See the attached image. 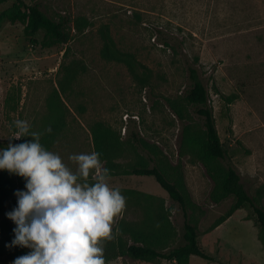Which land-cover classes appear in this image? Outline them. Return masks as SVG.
<instances>
[{
    "label": "rangeland",
    "instance_id": "rangeland-1",
    "mask_svg": "<svg viewBox=\"0 0 264 264\" xmlns=\"http://www.w3.org/2000/svg\"><path fill=\"white\" fill-rule=\"evenodd\" d=\"M0 1V148L13 138L16 119L28 121L31 131L42 134L57 113L59 98L66 107L64 127L48 150L69 167L75 169L70 155L94 151L92 127L97 122L110 126L124 141L136 135L148 145L136 146L129 158L147 159L154 151L167 164H179L195 204L188 216L197 227L198 245L213 258L190 256L184 264H264L251 207L236 210L210 230L233 197L211 200L213 181L183 144L185 126L201 127L184 99L192 65L208 90L220 141L241 183L264 209V0H22L38 4L53 19L68 20L69 41L48 48L39 44L41 32L33 42L22 22L9 21L10 15L24 10L18 0ZM104 31L117 48L132 54L140 81L132 78L126 64L103 57ZM23 139L31 137L18 140ZM109 183L161 199L171 230L165 239L160 237L159 250L169 251L182 242L183 212L152 179L110 175ZM139 205L125 207L113 228L122 218L149 221L152 205ZM2 218L0 264H13L18 254L6 246ZM125 241L130 242L127 237ZM106 264L177 263L124 255Z\"/></svg>",
    "mask_w": 264,
    "mask_h": 264
},
{
    "label": "trees",
    "instance_id": "trees-1",
    "mask_svg": "<svg viewBox=\"0 0 264 264\" xmlns=\"http://www.w3.org/2000/svg\"><path fill=\"white\" fill-rule=\"evenodd\" d=\"M18 2L24 10L19 11L18 14L10 15L8 19L11 22L17 20L22 22L25 35L33 42H37L33 37L40 32L42 33V39L39 41L41 47L48 48L69 41L70 35L67 30L68 20L66 18L60 17L56 20L45 14L38 4H25L22 0H18ZM103 37L105 39L102 47L103 57L110 61L126 64L132 78L140 81L141 76L137 72L132 54L117 48L106 31L103 32ZM196 60L198 59L196 58ZM187 70L189 86L185 90L184 99L200 119L201 127L190 129L189 126H185L183 144L191 155L196 156L204 164L208 176L213 181L211 200L218 203L229 196L233 197V203L229 210L211 225L210 230L224 222L236 210L249 206L256 215L260 228V240L264 246V209L258 204L257 198L251 196L241 183L240 174L230 161L220 141L212 108L209 105L208 90L200 79L197 68L189 65ZM55 109L57 113L48 126L52 129L51 133L44 131L40 138L42 145L47 149L50 148L51 143L64 127L66 107L59 98L58 100L56 98ZM173 110L179 118H182V113L179 110L175 108ZM92 131L94 151L100 153L103 166L110 170V175H129L152 179L172 201L180 206L183 212L182 242L169 251L159 250L157 247L163 248L160 237L165 239L171 230L163 216V202L155 195L136 189L119 188L126 198L127 208L143 205L144 201L150 203L153 210L149 221L127 220L126 218L119 220L116 227L113 228L114 238L104 242L105 261L124 255L138 261L149 262L165 259L176 261L177 264L186 263L190 256L213 260L198 245L197 227L188 216V211L195 207V204L186 190L179 164L175 166L167 164L154 151H150L147 159L141 155L129 158L128 153L131 155L137 152L136 146H148L140 137L135 135L131 137V140L124 141L119 133L101 122H97L92 127ZM24 141V139L16 141L11 138L1 143V148H6L9 143L19 144ZM150 163L151 166H149ZM25 183L23 177L6 170L0 171V215L3 216L2 229L6 234L7 245H10L14 239L13 229L16 225L6 214L17 206L15 193L24 190ZM125 237L130 240L129 243L125 241ZM16 247L11 248H14L12 251H16L18 257L27 254L25 248L15 249Z\"/></svg>",
    "mask_w": 264,
    "mask_h": 264
},
{
    "label": "clouds",
    "instance_id": "clouds-1",
    "mask_svg": "<svg viewBox=\"0 0 264 264\" xmlns=\"http://www.w3.org/2000/svg\"><path fill=\"white\" fill-rule=\"evenodd\" d=\"M13 124V139L31 137L0 148V171L26 181V190L15 193L17 206L6 214L16 225L6 246L30 251L13 264H106L104 242L114 238V220L122 215L126 198L109 183L110 170L100 153L70 155L73 169L42 145V134L31 131L28 121Z\"/></svg>",
    "mask_w": 264,
    "mask_h": 264
}]
</instances>
